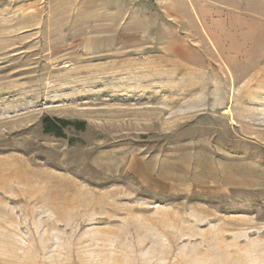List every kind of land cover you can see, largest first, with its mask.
Segmentation results:
<instances>
[{
  "label": "rangeland",
  "instance_id": "rangeland-1",
  "mask_svg": "<svg viewBox=\"0 0 264 264\" xmlns=\"http://www.w3.org/2000/svg\"><path fill=\"white\" fill-rule=\"evenodd\" d=\"M248 2L0 5V264H264Z\"/></svg>",
  "mask_w": 264,
  "mask_h": 264
},
{
  "label": "crops",
  "instance_id": "crops-1",
  "mask_svg": "<svg viewBox=\"0 0 264 264\" xmlns=\"http://www.w3.org/2000/svg\"><path fill=\"white\" fill-rule=\"evenodd\" d=\"M41 0H0V5L21 4V5H37ZM224 7L229 13H261L259 9L251 6L248 0H223ZM250 6V7H249ZM252 7V8H251ZM224 11L226 9L224 8ZM247 25H240V28H245Z\"/></svg>",
  "mask_w": 264,
  "mask_h": 264
},
{
  "label": "trees",
  "instance_id": "trees-1",
  "mask_svg": "<svg viewBox=\"0 0 264 264\" xmlns=\"http://www.w3.org/2000/svg\"><path fill=\"white\" fill-rule=\"evenodd\" d=\"M57 120L60 122V124H55L52 123L53 119L49 116L45 117L43 119V124L45 127V131L47 133L55 134L57 136H66V133L64 132V129L68 127L71 124L77 125V126H85V122L82 121H69L64 118H57Z\"/></svg>",
  "mask_w": 264,
  "mask_h": 264
},
{
  "label": "built area",
  "instance_id": "built-area-1",
  "mask_svg": "<svg viewBox=\"0 0 264 264\" xmlns=\"http://www.w3.org/2000/svg\"><path fill=\"white\" fill-rule=\"evenodd\" d=\"M129 1H131L133 3H145V2H149L151 0H129Z\"/></svg>",
  "mask_w": 264,
  "mask_h": 264
}]
</instances>
